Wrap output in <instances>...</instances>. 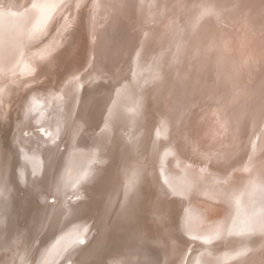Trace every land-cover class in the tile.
I'll return each instance as SVG.
<instances>
[{
    "label": "rangeland",
    "instance_id": "obj_1",
    "mask_svg": "<svg viewBox=\"0 0 264 264\" xmlns=\"http://www.w3.org/2000/svg\"><path fill=\"white\" fill-rule=\"evenodd\" d=\"M33 1L32 4L30 0H0V43L5 41L8 43L7 46L1 45L3 53L6 54L7 51L18 53L20 49L17 47H30L35 43L39 46L43 40L45 42L54 40L52 36L62 30L60 23H64L67 19L66 13L71 4L75 6H72L74 12L71 9L70 15L74 13L76 23L68 27L67 37L64 36L66 40L60 42L52 58L45 65L41 64L40 75H43L36 79L32 78L33 75L23 79V87L27 89L29 85L31 89L29 93L26 96L21 93L18 103L9 111V108L5 111L0 106V164L2 171L7 172L4 183L6 186L0 189V264H40L38 262L41 261L42 255L46 254L48 259L43 264H111V262L112 264H120V262L121 264H164L165 257L168 260L167 264H193L194 256L197 255L196 259L204 260L203 254L207 251L218 257L214 264H264V232L260 236L252 234L258 227L252 209L244 208V213L240 211L237 212L236 218L233 216L235 225L239 226L242 223V227L236 226L239 228L236 229L237 231L231 229L217 236L216 233L225 229L223 225L224 227H219L214 233L207 235L204 233V236L195 233L192 235L182 230L180 222L182 218L192 214L199 200L193 197L185 198L186 195L182 194L178 187L181 176H187V172L181 169L182 160L191 165L187 158H184L185 156L183 158L180 156L178 147L184 144L185 140L188 142L194 140L192 144L194 142L196 144L192 146L201 150L195 136L199 131L198 125L212 132L213 137L210 142L203 141L204 148L201 147L205 154L210 150L211 156L223 153L225 157L229 154L228 150L235 145L234 141L238 139L240 130H244L240 128V123L244 124V121L237 108L239 99L233 103H226L230 95L218 94L217 102L225 103L227 107L225 113L223 108L203 102L204 97L199 99L200 96H196L198 93L196 88L199 86L197 82L205 66L201 67L206 62V58H209L212 48L217 46V42L214 44L213 40L218 39L221 46L226 45L224 50L233 58L231 61L234 64L240 65L238 60L245 62L251 60L250 53L242 48L240 41H244L246 48L252 51L254 46L249 45L250 39L246 35L250 38L256 35L263 36L264 29L261 33L260 30L255 32L254 29L256 22L264 18V8L254 7L246 23L249 5L247 7L244 4L245 0H213L215 8H212L210 2L209 7L205 6L204 12L214 11L216 18L211 21L209 16L201 15L194 33L184 27L182 32L187 30L178 35L180 38H175L176 35L171 33L169 41L164 43L161 40L155 41L158 39L157 35L151 31L142 43L156 47L151 57L147 56L150 49H147V54L144 50L142 53L138 49L133 54L130 64L126 65V69L125 67L121 69L119 80L115 83L109 64L102 65L92 48L90 52L82 51L81 60L85 59L84 68L81 66V60L75 63L74 58L64 59L76 42L74 35L79 28L83 29L82 33L89 36V39L94 38L98 41L94 32L96 23L94 13L102 14L101 10L108 9L105 5L111 0ZM149 1L153 5L147 9L155 12L162 7L166 8L170 2V0ZM182 1L179 0L180 8L177 11L175 31L195 16L196 9L189 12V8L200 0ZM242 25L243 28L240 27ZM48 28L50 31L44 37ZM197 32L204 37L203 39L207 35L204 44L195 39L194 34ZM70 33L72 38L71 35L69 36ZM187 34L192 37L189 39ZM211 36L212 43H209L208 38ZM104 39L103 37L106 45L113 42L108 43V40ZM58 40L57 38L55 42ZM166 46V54L157 53ZM224 50L217 47L216 53L220 54ZM28 52L30 53L31 50ZM29 53L26 54L24 61L30 58L31 53ZM255 55L259 58L256 65L264 66V52L259 50ZM56 57L60 64L63 60L65 63L63 66H58L57 75L51 81L49 78L54 75L48 77L47 74L57 64ZM25 63L21 67L23 72L26 69ZM9 71L11 68H5L4 64L0 63V74H7ZM30 72L26 73L30 75ZM186 77H189L190 83ZM31 78L34 81H31ZM35 80L38 81L37 84H34ZM259 81L264 82V71L257 70L253 66L240 81L235 83L234 90L243 83L258 86ZM160 82H163L164 86ZM64 83L67 84L60 90L61 84ZM179 85L182 86L180 90ZM204 85L208 87L207 82ZM114 86L116 91L113 89ZM176 86L181 94L176 91ZM123 87L129 93L122 92ZM159 89L161 90L157 91ZM174 90L177 92L178 100ZM212 96L209 94V99ZM67 97H69L68 101ZM125 97H128L127 100ZM105 99L107 103L120 110L104 109ZM95 101L104 104L102 110L99 107L98 109L101 111L100 118L108 122L109 128L107 127L106 132L102 130L100 119L96 115L86 114ZM261 104L264 110V102ZM228 106L237 108L236 114ZM21 108L23 110H19ZM80 109L84 111L83 120L87 123L83 130L90 127L87 132L90 131L89 134L97 142L101 159L88 157L86 159L90 162L78 160L77 168L72 171L71 181L65 185L64 181L59 182L64 164L63 152L67 149L66 140L68 141L75 130L76 119L79 116L76 114ZM96 119H99L98 122ZM42 122L44 125L45 123L59 125L61 138L55 136L54 139H50L46 132H42L41 138L37 136L39 127L37 124ZM87 134L85 132L81 134L82 142L89 144L90 137ZM258 144L255 145L256 148ZM239 147L238 144L235 151ZM180 148L183 154L188 153L182 146ZM254 151H249L245 157ZM231 154H234L233 151L229 156ZM188 156L199 159L193 154ZM36 159L39 160L40 165ZM236 163L233 162L230 166L234 169L233 165ZM193 165L195 164L191 167ZM222 215L223 223L226 224L228 215L223 213ZM247 217L250 222L246 220ZM251 237H256L258 240L254 247L248 242ZM172 246L184 251L183 256H179L180 259L182 258L179 263L173 258L179 254L172 251Z\"/></svg>",
    "mask_w": 264,
    "mask_h": 264
},
{
    "label": "bare ground",
    "instance_id": "obj_2",
    "mask_svg": "<svg viewBox=\"0 0 264 264\" xmlns=\"http://www.w3.org/2000/svg\"><path fill=\"white\" fill-rule=\"evenodd\" d=\"M30 2L32 4L34 3L33 0H30ZM182 2H184V0ZM210 2H212V8L214 9L215 3H213V0H200L198 3L194 4L192 6V8H189V12H192L194 9H196L195 10V12H196L195 16H193L191 18V20L184 22V24H182L181 27H179L175 31L174 26H175V21L177 19V14H178L177 11H178V8H180L179 0H170V2L166 8L163 9V7H162L160 9H158L156 12L154 10L149 11L147 9L148 7H151V5H153L152 2L149 0H139V1L138 0H134V1L133 0H111V2H109L105 5L108 7V9L101 10L102 14L98 15L97 13H94V19L96 21V23L94 24V32H95V36L98 38V41H97V39H94L93 36H92V38H93L92 40L89 39L88 38L89 36H86V34L82 33L83 29L79 28L77 26L79 28V31H77L78 34L76 32L74 35L75 37L73 36L74 40L76 42H74V46H72V48L69 49V53H66L64 51V48L62 47L63 51L66 54H69L68 56H66V58H64V57L63 58L65 60L74 58L73 61L76 63L77 61H80L81 59H83V57L81 56L83 50H88V52H90L91 48H92V50L96 51V55L99 57L102 65H108L109 64L111 76L114 79L113 81H115V83H116V80H119V73H121V69H123V67H125L124 69H126V65L130 62V60L133 57V54H135L136 51H138V49H140L141 52L144 50V52L146 54L148 52L147 49H150L147 56H149V58L151 57V55L155 51V49H154L155 46L151 47L149 45L142 44V43H144L145 38L147 36H149V33L151 31H153V33L157 35L156 37L158 39H155V41L161 40L164 43L167 40L169 41V39L171 37L170 36L171 33L173 35L174 34L176 35V36H174L175 38H177L178 35H181V33L186 31L187 29L190 32L194 33V28L196 27V24L199 22L201 15H203L205 17L209 16L211 21H213L216 18L214 11H212L211 13L210 12H206V13L204 12V11H206V10H204L206 8L205 6L209 7ZM263 3H264V0H245L244 4H246L247 7L249 5V8L251 9L250 10L248 8V10H250V12L247 10V18L245 20L246 23L248 21V16L250 14H252L254 7H260L261 6V9H263L264 8ZM72 6H75V5L71 4L68 6L69 9L67 10V13H66L67 19L64 21V23H62V24L60 23L62 30L60 32L59 31L56 32V35L54 34L55 36H52L54 38V40H48L46 42H45V40H43L44 43L42 41V44H40L39 46H36L38 43H35L34 45H30V47H24V46L17 47V49H20V51L18 53L16 51L15 52L14 51H12V52L7 51L6 54H5V52L3 53L1 45L7 46L8 43H6V41L4 43H0V63H3L5 68H11V71H9L7 74H5V73L0 74V106L5 111L7 108H9L8 109V111H9L12 108H14V106H16V104L18 103V100L22 96L21 93H23L24 96H26L29 93V91L31 90L29 88V85H28L27 89H25V87H23V83H24L23 79L26 77L27 78L31 77V75H33L32 78H35V79L42 76L43 74L40 75V71L42 70L41 64L44 63V65H45L46 62L52 58V55L55 54L54 52L58 48V46L60 45V42L62 43L64 41V39L66 40V38H64V36L67 37L68 27H70V25L73 24L74 22L76 23V21L74 20L75 19L74 13H72L70 15V11L72 9ZM255 11H257V9H255ZM72 12H74V8L72 9ZM254 22H256V21H254ZM184 27L187 29L182 32V28H184ZM240 27L243 28V25ZM263 29H264V18H260L259 21H257L255 24L254 31L258 32L260 30V33H261V31ZM49 31H50V28H48V31L44 33V37L47 36ZM63 31H65V32H63ZM113 34L116 38L113 36ZM70 35H71V33L69 34V36ZM141 35H142V39H141ZM194 35L196 36L195 39L201 41V43L204 44V42L206 41L205 39L207 38V35H206L205 39H203L204 37H201L198 32ZM190 36L192 37V35H190ZM246 36L250 39V40H248V38H247L249 45H252L254 47H253L252 51H250L249 49L246 48L247 45L245 44V42L240 41L242 48L245 49L246 52L248 51L250 53V56H251L250 57L251 60L246 61V62L238 60L240 65L234 64L231 61V59H233V58L231 56H229L230 54L228 52H226V50H224V46H226V45L221 46V44L218 43L219 42L218 39H217V41L216 40L212 41L214 44H216V42H217V46L212 48L213 50L210 52L209 58H206L208 61L206 60V62L201 67V68H203L205 66L203 68L204 70L202 71V73L200 75V78H199L200 80H198V82H197L199 86L196 88L198 90L197 91L198 93H196V96H200V97H198L199 99L200 98L202 99L204 97L205 101H203V102H205L207 104L213 103V105L220 107V108H223L225 113H226L225 108H227V107H225V103L219 104L217 102V99H218L217 95L218 94H225L226 96L230 95V98L228 99V101L226 103H228V102L233 103V102H236L237 99H239V101L237 102V104H238L237 108L241 114L242 120L244 121V124L242 122L240 123V128H243L244 130H240V133L238 135V139H236L234 141L235 145L233 147L229 148V150H228L230 153H232V151H233L234 154H231L232 156L231 155L229 156V154H230L229 153L224 157L223 153H222L223 155L221 153H219V154H217L218 156L217 155L211 156L210 150H209L210 155H208L209 153L205 154L206 152L204 150L202 152L201 147L204 148V146L202 145V142L203 141L210 142L213 135H211L212 132H210L209 130H207L206 128H204L203 126H200V125H198V127H197V129L199 128L198 129L199 131L197 134H195V136L197 137L196 140L198 141V144L200 145L201 150H198L194 146H192V145L196 144V142H194L192 144V142L194 140L193 141L190 140L189 142L187 140H185L186 142L184 144L182 143L180 145L189 154L188 153L183 154L181 152L180 146L178 147V151H179L180 156H182V158H183V156H185L184 158H187V160L190 162L191 165L195 164L191 167V165H188V163L185 160H182L181 169H183L187 172V176L186 175L181 176V179H179V181H178L179 190L182 191L181 192L182 194L186 195L185 198L193 197V198H196L197 200H199L196 204V208L194 207L195 210L192 211V214H189L188 217L182 218V220L180 222V226H181L182 230L186 233L189 232L192 235L195 233L198 236H201V234L204 236V233H205V235L210 234V233H214V232H216L215 230L218 229L219 227H224L223 225H225V229L224 230L222 229L223 230V231L221 230L222 232L220 231V232L216 233L217 236L219 235V233L221 236V233L224 234L231 229H233V230L239 229L240 227H242L241 226L242 223H241V225L239 224L240 227L238 225H235V223H234L235 219H233V216H234V218H236L237 212H239V213H240V211L243 212L244 208L252 209L256 215L255 219H257V221H258V224H257L258 227L252 234H254V235L258 234L260 236L264 232V110H263V107L261 104L262 102H264V82L259 81L260 84H258V86H253V85H250L247 83H243L240 85V87H238V89L234 90L235 89V83L237 81H240L241 77L243 75L247 74L249 72V70H251V68H253V66H255V68L257 70H263L264 71L263 65L262 66L256 65L259 58L255 55V52H257V51L259 52V50H260V52H262V51L264 52V50L262 49V48H264V33H263V36L256 35L255 37H252V38H250L248 35H246ZM103 37L105 38L104 39L105 41L108 40V43H109V41H111V42L113 41V42L111 44L109 43L106 45L105 44L106 42L104 43V41H103ZM188 37H189V35H188ZM191 37H189V39ZM55 38L59 39L58 42H55L56 41ZM70 38H72V35ZM178 38H180V37H178ZM211 38L213 39L212 36L210 38H208L209 43H212ZM69 42H71V41L69 40ZM72 42H73V40H72ZM178 42H179V39H178ZM256 42H258V43H256ZM177 45H178V43H177ZM217 47L223 49L224 51H221L220 54H217L216 53ZM166 49H167V46L165 49L158 50L157 53L159 52L158 54H161V55L166 54ZM179 49H181V47ZM30 50H31V52H30L31 54L28 52ZM27 53H29L31 56H30V58L28 57L24 61ZM2 54H3V56H2ZM29 54H28V56H29ZM181 54H183V53H181ZM140 56L141 55H139V57ZM154 56H156V55H154ZM158 56H160V55H158ZM57 60H58L57 64H55L52 71L51 72L49 71L50 73L47 74L48 77H49V75H54L53 77L51 76V78H49L51 81L57 75L56 71H58V69H57V68H59L58 66L59 65L63 66L65 63V60H63V62H61V64L59 63L58 58H57ZM109 60H110V62H109ZM54 62H55V60H54ZM80 62L82 63L81 64L82 68H84L85 59L81 60ZM24 63L26 65V69H24V72H23L21 70L22 69L21 67L24 66ZM185 63H186V61H185ZM76 68L78 69V67H76ZM101 70H102V68H101ZM29 71H31L30 75H28L26 73ZM123 71H125V70H123ZM44 72H46V71L44 70ZM255 72H257V71H255ZM19 73L20 74L22 73V74L20 75ZM188 74H189V72H188ZM44 76H46V74H44ZM171 76H172V74H171ZM189 77L191 78V76H189ZM189 77H186L187 81H188ZM32 78H31V81H34V79H32ZM182 79H184V78H182ZM26 80H28V79H26ZM162 80L165 81L164 78H162ZM166 81L169 82V80H166ZM176 81H178V79ZM176 81H175V84L177 83ZM180 81H181V79H180ZM206 82L208 83V87L204 85ZM37 83H38V81L35 80L34 84H37ZM162 83H161V85L164 86V84H162ZM66 84L67 83L61 84V88H59V89L62 90ZM181 84H182V81H181ZM31 85H32V83H31ZM112 85H113V83L111 84V86ZM121 86H123V85H121ZM163 86H162V88H163ZM170 86H172V84ZM186 86H189V85H186ZM115 87L116 86H114V88H113L114 90H115ZM177 87L178 86H176L175 89H177ZM181 87L182 86H180L178 89L180 90ZM121 88L122 87H120V89ZM169 88H171V87H169ZM178 89L176 91L179 92V94H181ZM183 89H185V88H182V90ZM160 90L161 89H159L157 91H160ZM212 90H215V91H212ZM154 91H155V89H154ZM176 91L174 90V95H176V98L178 100ZM185 91H188V90L185 89ZM199 91H201V92L199 93ZM16 92H17V94H16ZM122 92L129 93L128 90H126V88H124V87H123ZM188 92H190V90ZM148 94H149V92H148ZM160 94H161V92H160ZM160 94H159V96H160ZM179 94H178V96H179ZM209 94L213 95L211 97V99H209ZM69 97H71L70 93H69ZM69 97H67V101L69 100ZM77 97H75L76 100H77ZM118 97L120 98L119 94H118ZM188 97H189V94H188ZM119 98H117V99H119ZM127 98L125 97L126 100H127ZM183 98H184V96H183ZM146 99H148V98H146ZM196 99H197V97H196ZM144 100L142 102H144ZM96 101H98V100H96ZM96 101L92 102L93 104L91 103L93 105V107L91 105L90 110H88V112H86V114H88L87 116L96 115V117H98L100 119L99 124L103 127V128L101 127L102 130H105V132H106L107 127H108V122L100 118V116H101L100 110H102L101 107L104 105L103 102H105L104 109H106V110L107 109H109V110L114 109L116 111V109H119V108H116L114 105L107 103L106 99L103 102H96ZM214 102H215V104H214ZM160 103H161V101H160ZM19 104H20V102H19ZM7 105H9V106L7 107ZM134 105H135V102H134ZM22 106H23V104H22ZM98 107L100 108V110L98 109ZM120 107H122V106H120ZM228 108L232 109L234 111V113L236 114L237 108L233 109V106H228ZM129 109L130 108H128V111H129ZM19 110H23V109L21 108ZM114 110H112V111H114ZM119 110H117V111L119 112ZM136 110H137V108H136ZM83 112L84 111L80 109V111L76 114L77 116L78 115L79 116H78V119H76L75 130L70 135L68 141L65 139L67 142L65 147L67 149L63 152L64 164H63V168H62V171H61V174L59 177V182L63 183V181H64L65 185L71 181L72 171L75 167L77 168V163H78L77 161L78 160H85V161L87 160V162H90V160H88L86 158L91 157V158H94L96 160L100 158V152L96 146L97 142L93 139L91 134H89L90 131L87 132L90 127L83 130L85 124H87L86 121L83 120V116H84ZM122 113H124V112H122ZM117 116H119V115H117ZM94 118H95V116H94ZM114 118H118V117H114ZM80 120H82L81 124H83V125L79 124ZM98 120L96 119L97 122H98ZM114 122H116V121H114ZM239 122H240V120H239ZM38 123H39V121H38ZM94 123L93 124L91 123V124L94 125ZM126 123H127V121H126ZM40 124L39 125L37 124V126H39L38 127V133L36 134L37 136H39L41 138L42 132H46L45 134H48L50 139H54L55 136H57L58 139L61 138L60 137L61 127H59V125H56L54 123L53 124L51 123L50 125H47V123H45L46 125H44L43 122ZM110 124H112V123H110ZM118 124H119V122H118ZM120 124H122V123H120ZM123 124H124V122H123ZM136 124H137V122H136ZM129 125H131V124H129ZM112 126H113V124H112ZM125 126H127V124ZM132 126H130V127L132 128ZM237 126L239 127V124H237ZM181 127H183V125ZM83 132L88 133L87 135L90 137L89 144L82 142L81 134ZM101 133H103V131ZM105 135H103V137ZM181 137L182 136H180V139H181ZM62 138H63V136H62ZM178 140H176V141H178ZM180 142H178V143H180ZM258 142H259V144H258ZM238 144L240 145V147L237 151H235V147ZM257 144H258V147L256 148L255 145H257ZM193 147L196 150L193 149ZM196 147H198V146H196ZM252 150H255L254 153H250L247 157H245L247 155V153L249 151H252ZM106 151H107V147L105 148V152ZM174 151H175V149H174ZM169 152H171V151H169ZM220 152H222V151H220ZM172 153H174V152L172 151ZM187 154L188 155L193 154V155L197 156L199 159L191 158ZM240 156H242V157L240 159H238ZM223 158H224V160H223ZM36 161H37V163H39L38 159H36ZM36 161H35V163H36ZM233 162L234 163L237 162L235 165H233L234 169L230 166V164H232ZM39 165H40V163H39ZM0 170H1V172H0V177H1L0 178V189H3V187L6 186V184H4V183H5V176H6L7 172L4 169L3 170L5 172L2 171L1 164H0ZM224 173H226V174H224ZM165 174H166V172H165ZM105 183H106V181H105ZM184 205H186V204H184ZM188 213H189V211H188ZM222 213L229 216V217L227 216V220H225V222H227L226 224L223 223L224 217H223ZM249 213H250V211H249ZM243 215H242V217H243ZM251 216H253L252 212H251ZM237 218L239 219L240 217L238 216ZM252 218L253 217H251V220H252ZM246 220H248V217ZM228 221L230 223H228ZM236 222H238V220ZM239 223H240V221H239ZM249 224L250 223H248V225ZM226 225H228V226H226ZM243 225H244V223H243ZM236 226H238L239 228L238 227L236 228ZM243 229H245V227ZM240 230H242V229H240ZM240 230H239V232H240ZM243 233L245 234V230ZM246 233H248V231ZM216 240H217V238H216ZM210 241L211 240H209V242ZM257 241L258 240L256 237H251V239L248 240L250 245L253 244L252 247H254V245ZM172 251L176 254L177 253L179 254L177 256H173V258H176V261L179 263L182 259V258L180 259L179 256L180 255L183 256L184 251L177 249V248L175 249V248H173V246H172ZM201 254H202V252H201ZM204 255H205V258H204ZM194 257H195V259H192L193 264H195V263L196 264L197 263L198 264L199 263L214 264L215 260H217V258H218L216 255L212 254L210 251H207L206 253L203 254L204 260L196 259L197 255ZM126 258H128V257H126ZM201 258H202V256H201ZM47 259H48L47 254L42 255L41 261L38 263L43 264V262H45V260H47ZM118 259H120V258H118ZM167 261L168 260L165 257L164 264H167ZM111 264H112V262H111ZM120 264H121V262H120Z\"/></svg>",
    "mask_w": 264,
    "mask_h": 264
}]
</instances>
